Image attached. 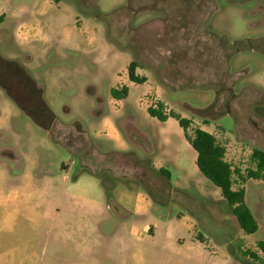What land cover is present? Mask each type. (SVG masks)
Wrapping results in <instances>:
<instances>
[{"label": "rangeland", "instance_id": "rangeland-1", "mask_svg": "<svg viewBox=\"0 0 264 264\" xmlns=\"http://www.w3.org/2000/svg\"><path fill=\"white\" fill-rule=\"evenodd\" d=\"M51 1V13L32 11L2 26L8 39L0 43V264H59L55 209L78 162L73 178L88 171L108 189L145 188L168 201L155 211L191 216L195 227L178 238L198 232L214 255H225L219 264H256L249 251L264 264L257 247L264 243V181L234 177L258 224L245 235L219 189L198 172L177 121L162 123L146 112L162 102L190 120L189 132L212 134L245 175L251 151H264V0ZM35 18L42 37L24 44L19 29ZM132 60L144 83L128 80ZM124 85L126 98L112 99L110 89ZM107 122L115 137L106 136ZM140 143L152 144L168 180L143 168L130 172ZM102 238L95 230L79 248L95 264H115L103 258ZM79 252L61 251L62 261Z\"/></svg>", "mask_w": 264, "mask_h": 264}, {"label": "crops", "instance_id": "crops-1", "mask_svg": "<svg viewBox=\"0 0 264 264\" xmlns=\"http://www.w3.org/2000/svg\"><path fill=\"white\" fill-rule=\"evenodd\" d=\"M52 4L51 0H6L0 4V43H6L8 39L7 33L2 30L5 23L27 18L32 11L34 16L51 13ZM54 4L58 5V1ZM27 20L18 32L24 44L42 37L40 22L36 18ZM76 21L75 19V24ZM106 131V136L109 134L110 137H115V128L109 122L106 123ZM136 146L141 150V154L137 162L130 161L131 173L135 176L136 171H144L146 174L153 171L158 173L159 169L169 172L162 162L154 160L155 150L151 143H140ZM167 152L164 154L165 162L168 161ZM76 164L70 171L69 179L74 182L68 186L61 207L55 209L56 226L53 238L58 245L55 253L59 264H95V259L79 248L84 236H89L95 230L103 236V258L109 263L219 264L221 258L225 257L223 254L219 257L214 255L198 232L187 239L178 238L183 229L189 232L195 224L188 214L178 213L172 218L171 210L168 214H161L153 209V205L163 209L168 201L155 200L145 188V192H134L119 185L113 188L110 186L109 190L105 191L100 177L94 173L78 172L80 174L73 178L77 175V167L81 166L79 162ZM62 168L69 170L68 166ZM139 168H143V171ZM115 250L119 254L118 257L115 255L117 253H114ZM61 251L70 255L80 251V257L72 259L69 256L71 259L63 262Z\"/></svg>", "mask_w": 264, "mask_h": 264}, {"label": "trees", "instance_id": "trees-1", "mask_svg": "<svg viewBox=\"0 0 264 264\" xmlns=\"http://www.w3.org/2000/svg\"><path fill=\"white\" fill-rule=\"evenodd\" d=\"M84 14L91 15L94 18L98 17V13L92 12ZM138 64L132 60L127 67V77L131 83L141 84L145 82L144 77H139L135 74ZM113 99L120 100L126 97L127 88L125 86L113 88L109 92ZM48 114L53 120H57L54 112L48 107ZM147 114L160 122H165L168 118L177 121L178 126L181 128L183 137L191 148L196 153L195 165L198 172L214 187L219 189L220 196L225 202L230 214L235 218L238 227L245 235H252L257 232V221L245 203V190L243 187L234 188V177L239 178L240 182L245 180H259L264 181V151L253 149L249 155L250 167L243 175L238 169H234L231 164L225 159L226 148L220 144L216 138L200 129L194 128L191 132L188 131L190 127V120L182 118L174 111H165V106L162 102L156 101L146 110ZM158 173L165 178L169 179L168 173L165 170L159 169ZM104 187V186H103ZM108 191V188H105ZM257 247L264 254V243L259 242ZM256 264H263L262 258L255 252H245Z\"/></svg>", "mask_w": 264, "mask_h": 264}]
</instances>
